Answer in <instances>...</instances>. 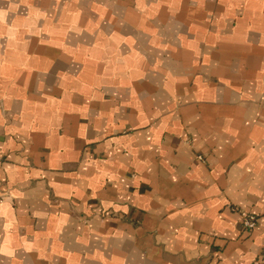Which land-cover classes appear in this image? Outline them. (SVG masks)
I'll return each mask as SVG.
<instances>
[{
	"label": "crops",
	"instance_id": "crops-1",
	"mask_svg": "<svg viewBox=\"0 0 264 264\" xmlns=\"http://www.w3.org/2000/svg\"><path fill=\"white\" fill-rule=\"evenodd\" d=\"M263 252L264 0H0V264Z\"/></svg>",
	"mask_w": 264,
	"mask_h": 264
},
{
	"label": "built area",
	"instance_id": "built-area-1",
	"mask_svg": "<svg viewBox=\"0 0 264 264\" xmlns=\"http://www.w3.org/2000/svg\"><path fill=\"white\" fill-rule=\"evenodd\" d=\"M198 160L203 161V157L198 156ZM232 210L239 214L242 230H252L257 226V216L255 214L237 207L232 208ZM254 264H264V252L259 256Z\"/></svg>",
	"mask_w": 264,
	"mask_h": 264
}]
</instances>
